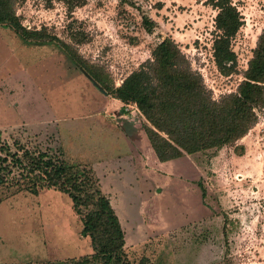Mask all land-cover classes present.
I'll return each mask as SVG.
<instances>
[{"label":"rangeland","instance_id":"1","mask_svg":"<svg viewBox=\"0 0 264 264\" xmlns=\"http://www.w3.org/2000/svg\"><path fill=\"white\" fill-rule=\"evenodd\" d=\"M212 1L81 0L70 15L61 0H16L18 23L57 37L76 67L60 47L28 45L0 24L1 141L92 172L124 233L126 264H264V111L234 145L160 163L146 144L150 124L112 98L166 38L214 100L235 92L264 29V0H230L243 21L230 76L214 63ZM9 183L0 185V264H70L94 253L67 195L14 193Z\"/></svg>","mask_w":264,"mask_h":264},{"label":"trees","instance_id":"2","mask_svg":"<svg viewBox=\"0 0 264 264\" xmlns=\"http://www.w3.org/2000/svg\"><path fill=\"white\" fill-rule=\"evenodd\" d=\"M61 1L70 15L81 5V0ZM15 3L16 0H0V24L13 29L28 45L60 47L66 61L76 67L77 54L63 50L67 45L57 37L28 32L18 23ZM211 6L217 11L214 63L221 75L230 76L237 67L232 41L243 25L242 17L230 0H213ZM112 94L121 103L134 105L150 124L143 131L160 163L175 160L182 151L195 153L232 146L247 135L264 111V29L258 36L244 80L235 92L218 100L213 99L200 74L192 69L174 41L167 38ZM120 129L130 138L135 136L131 130L134 128L127 122ZM16 147L12 152L0 138V185L10 182L14 193L36 194L53 189L67 195L75 212L83 216L82 235L91 239L94 253L70 264H126L124 233L93 173L70 166L61 153Z\"/></svg>","mask_w":264,"mask_h":264},{"label":"water","instance_id":"3","mask_svg":"<svg viewBox=\"0 0 264 264\" xmlns=\"http://www.w3.org/2000/svg\"><path fill=\"white\" fill-rule=\"evenodd\" d=\"M86 77L90 80V82H92L93 86L96 87L99 90V87L96 84V82H94L93 79L91 77H89L88 75H86Z\"/></svg>","mask_w":264,"mask_h":264},{"label":"crops","instance_id":"4","mask_svg":"<svg viewBox=\"0 0 264 264\" xmlns=\"http://www.w3.org/2000/svg\"><path fill=\"white\" fill-rule=\"evenodd\" d=\"M118 103H120V105L122 104L120 101H118V100H116ZM121 134H123L122 132H121ZM126 138V137H125ZM127 139V138H126ZM128 140V139H127ZM125 141V140H124ZM147 145H148V143H146ZM148 148L150 149V151H152L153 152V150L151 149V147L148 145ZM153 154H154V152H153Z\"/></svg>","mask_w":264,"mask_h":264},{"label":"built area","instance_id":"5","mask_svg":"<svg viewBox=\"0 0 264 264\" xmlns=\"http://www.w3.org/2000/svg\"><path fill=\"white\" fill-rule=\"evenodd\" d=\"M131 108L133 107V106H130ZM134 108L137 110V108L134 106ZM127 110V109H126Z\"/></svg>","mask_w":264,"mask_h":264}]
</instances>
